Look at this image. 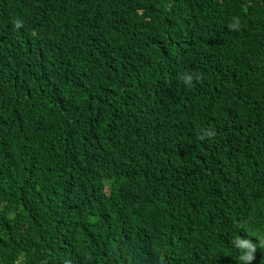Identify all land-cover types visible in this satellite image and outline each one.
<instances>
[{"label":"trees","instance_id":"obj_1","mask_svg":"<svg viewBox=\"0 0 264 264\" xmlns=\"http://www.w3.org/2000/svg\"><path fill=\"white\" fill-rule=\"evenodd\" d=\"M259 235L264 0H0V264H242Z\"/></svg>","mask_w":264,"mask_h":264},{"label":"clouds","instance_id":"obj_2","mask_svg":"<svg viewBox=\"0 0 264 264\" xmlns=\"http://www.w3.org/2000/svg\"><path fill=\"white\" fill-rule=\"evenodd\" d=\"M17 24L19 25V22H17ZM229 27L232 29L237 28L238 21H234L229 25ZM179 79L183 82L185 86L191 87L193 80L194 79L199 80L200 75L196 73L185 72L180 74ZM213 136H214L213 131L205 130L202 134L198 135V138L200 140H204L206 138H211ZM256 238H257L256 242H254L250 238L241 237V236H237L234 239L233 244L235 245V247L241 250V255L239 256V260L242 262V264H249V262L254 259V253L257 250L258 245L264 246V235L256 236ZM20 259H23V257L21 256L20 258H18L17 264H19Z\"/></svg>","mask_w":264,"mask_h":264}]
</instances>
